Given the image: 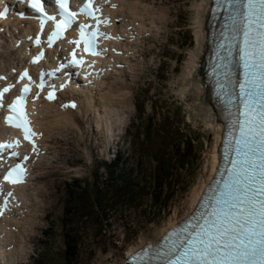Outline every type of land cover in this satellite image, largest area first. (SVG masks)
<instances>
[{"label":"rangeland","instance_id":"1","mask_svg":"<svg viewBox=\"0 0 264 264\" xmlns=\"http://www.w3.org/2000/svg\"><path fill=\"white\" fill-rule=\"evenodd\" d=\"M149 1L154 4L151 8L153 13L146 15L152 20V40L157 45L167 38L168 44L159 49L156 47L152 52L147 48L145 52L150 55L144 57L140 51L148 39L138 42V57L131 60L134 74L126 76L124 73L123 76L130 90L128 105H115L108 111L106 120L103 118L104 126L109 119L117 122L130 118V122L135 119L139 124L134 127L130 123L127 139L121 145L126 154L125 165L111 169L113 166L101 153L100 147L106 139L103 129L98 128L96 115L86 114L83 110L78 114L79 126L52 125L46 121L44 127L47 123L50 129L52 154L36 172L35 190H30L32 185L28 186L25 194L27 200H32L36 194L34 205L39 209L36 214L41 210L49 215H40L39 219L38 215L34 217L35 212L34 215L30 212L33 206L24 210L25 214L34 217L33 222H41V228L45 229L44 232L33 231L34 243L22 242L28 251L24 256L25 263L66 264L64 234L70 232L73 242L79 244L75 246L76 254L71 264H114L141 236L150 235L155 226L166 222L176 206H182L194 188L192 183L204 170L210 135L200 123L196 110L190 108L191 101L181 98L178 85L189 51L195 45L194 5L201 0ZM160 10L163 16L157 15ZM147 29L148 26L143 30ZM155 55L161 59L159 65ZM4 62L5 57L0 58V64ZM111 77L106 79L105 86H109ZM98 102L93 100L92 104H100ZM89 108L87 103L85 109ZM181 140L189 143L191 150L188 151L195 157L194 162L188 155L189 165L185 170L177 166L186 157L181 152ZM175 157L177 159L173 162ZM166 160L175 171L169 185L164 184L162 195L157 188L154 190L158 198L152 203L153 177L161 176L159 166ZM131 168L141 171L137 177L142 181L134 182L135 186L126 188L129 192L121 196L124 184L131 180L132 176L128 175ZM70 183L72 186L80 183L82 190L70 194ZM159 202L161 205L155 207ZM113 206L115 208H111ZM100 207L110 208L104 211L108 213L106 220L105 213L98 210ZM48 224L50 228L47 231ZM21 226L19 229L28 227L29 221L21 222Z\"/></svg>","mask_w":264,"mask_h":264},{"label":"snow or ice","instance_id":"2","mask_svg":"<svg viewBox=\"0 0 264 264\" xmlns=\"http://www.w3.org/2000/svg\"><path fill=\"white\" fill-rule=\"evenodd\" d=\"M55 2L60 9L61 20L56 22V30L48 37L49 46L71 26L77 15L76 12L68 10L67 0ZM234 3L238 14V22L237 17H233L234 27L243 37V47L239 52L244 80L238 85L243 111L235 122L240 135L235 138L232 146L235 159L231 161L230 181L225 184L217 204L201 217L203 223H198L193 233L181 236L173 242L166 254L168 258L165 264H264V0H234ZM90 5L91 0L81 11L96 19ZM30 6L46 20L56 21L55 16L45 11L42 0H30ZM44 22L42 19L41 29ZM97 23H100L99 19ZM87 27L88 25L80 26L82 39ZM97 34L105 35L97 31L89 33L93 40ZM36 43L39 44V37ZM70 43L78 44L79 41ZM88 43L89 41H85L86 51ZM42 57L41 52L33 59V63ZM72 63L80 64L82 61L73 59ZM25 77L31 80L27 70L20 75V79ZM11 87L9 85L0 90V107L4 106V94ZM37 87H44L42 80ZM29 91L30 85L25 84L21 95L7 105L9 115L5 122L21 129L24 139L32 143V150L35 152L37 149L32 138L37 133L29 126L31 121L25 111V98ZM38 95L37 93V97ZM47 98L52 99L53 94L50 92ZM75 106L71 105L73 108ZM19 145V140L0 143V153L5 149H15ZM10 155L15 157L19 153L12 151ZM24 160L27 161L28 157L25 156ZM25 172L26 169L18 163L3 179L10 184L22 183ZM8 196H12V193L9 192Z\"/></svg>","mask_w":264,"mask_h":264},{"label":"bare ground","instance_id":"3","mask_svg":"<svg viewBox=\"0 0 264 264\" xmlns=\"http://www.w3.org/2000/svg\"><path fill=\"white\" fill-rule=\"evenodd\" d=\"M141 2V0H123L122 6L120 8V13L123 12V9L125 7L133 9V13L135 16L139 17V20H133L138 21L140 24V29H145L146 25L144 23V19L141 14H139L137 8L135 5H138ZM211 5V4H210ZM209 0H201L199 3L194 5V34H195V45L194 48H192L191 51H189V55L186 59L184 69L182 70L180 77L178 79V85L180 86V96L184 100L191 101L190 108H193L196 110V115L200 120V123L204 126V129L209 133V144H208V159L205 162L204 170H202L199 174V179L197 180L192 192L188 195L185 202L182 204V206L177 207L174 209V212L170 216V218L164 222L161 225L155 226L154 230L152 231L150 235L141 236L140 239L133 245L137 244H145L150 241H157L161 234L171 225L175 224L179 219H181L183 216L187 215L190 210L194 208V204L197 200V196H199L203 189L205 188L206 184L208 183L210 177L212 176L210 167H213V170L215 168V162L217 159V146L220 142L222 130H223V123H221V119L219 116V107H214V102L211 100L210 97V86L205 83L204 81V69H203V62H204V56L207 51L208 42H207V34H208V28H207V21L209 18ZM193 9V7H192ZM160 16H163L160 14ZM152 23V22H151ZM151 26V24H150ZM150 26L149 29H150ZM148 30V29H147ZM136 39V38H135ZM133 39V40H135ZM1 49V48H0ZM120 49H123L122 47H119L116 52L110 51V53H113V55L119 59L118 62L124 63V60H126L128 57L124 58V53H119L118 51ZM12 52H16L12 48ZM132 54V53H130ZM137 55V53L133 54V56ZM112 70L106 74L113 76L110 79L111 81H108L109 86H105L107 82V78H102L99 80L94 87V95L90 92L89 95L82 97V101L84 102L83 105L80 107V109H70L72 104H75L79 108L78 103H72V102H66L63 103L62 106L64 109H56L54 106V102L46 104L45 107L42 108L41 114V120L40 124L44 128V123L48 121V123L53 124H59L60 125H77L79 126V117L78 114H82V111L85 110L86 114H93L96 115L97 121H99L98 128L100 129V122L104 124V120H106V115L108 111L111 109H114L115 105H121L122 107L128 105L127 100L130 95L129 87L126 84V79L123 78L124 73L126 71L119 70L118 64H112ZM130 66H131V60H130ZM116 73V74H115ZM118 79L120 81H118ZM116 85H112L113 82H116ZM105 87H107V90H104ZM116 88L117 90L114 91L113 89ZM93 92V90H92ZM99 96V99H98ZM93 100H99L96 104L93 103ZM88 103V106L90 107L88 110L85 109L86 105ZM117 105V106H118ZM119 105V106H120ZM188 105V104H187ZM101 109V110H100ZM107 109V110H106ZM105 111V112H104ZM101 113L103 115H101ZM104 118V120H103ZM106 123V122H105ZM47 124V123H46ZM45 124V125H46ZM50 125V124H49ZM61 127V126H60ZM96 130V129H95ZM47 136V132L45 131V137L44 142ZM47 154L51 151H48ZM46 154V155H47ZM38 176V175H37ZM30 185H34L33 181L30 183ZM26 186L21 187V191H25ZM33 188V187H32ZM35 197L36 194L34 195ZM34 201L27 200L26 207L22 211V216H25L27 218L28 214H25L24 210L29 209L30 206H33V211H30L33 215L35 212L38 211V209L35 208ZM30 208V209H32ZM30 213V214H31ZM32 215H29L30 217ZM6 219H15L10 216H4ZM32 218V217H30ZM13 220L12 222L16 227L19 228L21 226V222H27V220ZM22 227V226H21ZM17 232V233H18ZM18 238H21L18 233ZM11 242H14V247L21 245L20 241L16 238L11 237ZM7 260V259H6ZM114 264H125V256H122L121 258L117 259Z\"/></svg>","mask_w":264,"mask_h":264},{"label":"trees","instance_id":"4","mask_svg":"<svg viewBox=\"0 0 264 264\" xmlns=\"http://www.w3.org/2000/svg\"><path fill=\"white\" fill-rule=\"evenodd\" d=\"M192 141H194V139H192ZM181 143H183V147L181 148V152H183L186 157H185V161L182 160V161L178 162L177 166L179 167V169L185 170L187 168V166L189 165V162L187 161L188 155H190V157L192 158V160H194V162H195V158L193 157V153L188 151V150H191V149H189V146H190L189 143H187L184 140L183 141L181 140ZM176 159H177V157L173 158V162H174V160L176 161ZM162 164H163L162 166H159V167H161V176L159 178H157L156 175H154V178H153V187L150 191L152 202H154V200H155L154 190L157 188L161 192L160 195H162V192L164 190V184L169 185L170 179L172 178V173L175 171V169H172L171 165H169L167 163V160L165 162H163ZM156 167H158V166L156 165ZM153 170L155 173L156 169L154 168ZM133 171H135V176L133 178H131V180H129V182L124 185V187L122 189L124 192L120 191L121 196H125L126 193L129 192V191H126V188L131 189L132 186H135L132 180H134L135 182H140V180H141L137 177L141 171L139 172L138 169H136V170L133 169ZM110 172H111V170H110ZM73 181L74 180H72V182ZM70 184H71L70 189H69L70 194L76 192L77 190H82L80 183H79V185H76V186H72V183H70ZM163 197H164V195L162 196V199H163ZM98 198L100 199V194L98 195ZM98 202H96V203H98ZM160 205L161 204L159 202V203H157V205H155V207L160 206ZM111 208H115V207L113 206ZM109 209H110L109 207H107V208H101L100 207V209H98L101 212L105 213L104 220H106L108 218V213H106L104 211H106V210L109 211ZM64 236H65V256H64V258H65L66 264H71L72 259L75 258V254H76L75 253L76 252L75 246H78L79 244L73 242L70 232L65 233Z\"/></svg>","mask_w":264,"mask_h":264}]
</instances>
